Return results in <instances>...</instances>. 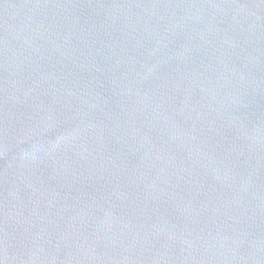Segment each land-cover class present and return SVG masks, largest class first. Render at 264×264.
Listing matches in <instances>:
<instances>
[{
  "label": "water",
  "instance_id": "1",
  "mask_svg": "<svg viewBox=\"0 0 264 264\" xmlns=\"http://www.w3.org/2000/svg\"><path fill=\"white\" fill-rule=\"evenodd\" d=\"M0 264H264V0H0Z\"/></svg>",
  "mask_w": 264,
  "mask_h": 264
}]
</instances>
